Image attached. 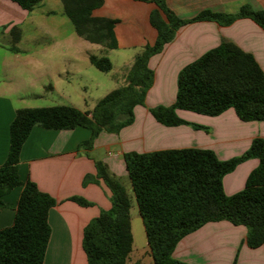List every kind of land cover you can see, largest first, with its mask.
<instances>
[{
    "label": "trees",
    "instance_id": "1",
    "mask_svg": "<svg viewBox=\"0 0 264 264\" xmlns=\"http://www.w3.org/2000/svg\"><path fill=\"white\" fill-rule=\"evenodd\" d=\"M32 11L44 0H13ZM64 13L75 32L85 40L105 48L118 47L116 19L98 16L94 11L104 0H61ZM157 5L150 16L158 36L147 45L128 73V84L102 97L92 110L83 111L72 105L21 107L10 125V149L0 166V200L22 185L14 222L0 229V264H46L45 255L51 236L48 216L57 200L39 189L31 180L19 175L22 148L34 126L47 129L92 130L91 138L81 145L90 147L103 132L119 133L135 121L136 105H146L155 73L150 58L171 42L182 26L204 20L230 25L238 18L253 19L264 29V9L243 5L237 13L203 10L191 19H182L168 7L166 0H153ZM12 50L20 40L18 27L11 29ZM89 60L103 72L112 69L108 56L89 55ZM234 108L243 121H264V71L254 55L236 43H221L182 68L178 74L177 95L171 105L149 108L154 118L166 126L191 125L207 127L181 118L177 110L218 116ZM257 158L258 166L247 177L245 187L228 195L224 177L239 164ZM132 189L143 219L150 254L154 264H190L176 259L174 250L189 233L212 221L226 220L247 227V243L252 248L264 245V138L255 137L241 155L221 160L207 148H174L151 152L124 153ZM97 177L112 192V206L102 211L84 228L83 247L88 264H127L133 248L131 199L126 188L97 163ZM96 180L92 175L85 183ZM80 204L90 202L74 197Z\"/></svg>",
    "mask_w": 264,
    "mask_h": 264
},
{
    "label": "crops",
    "instance_id": "2",
    "mask_svg": "<svg viewBox=\"0 0 264 264\" xmlns=\"http://www.w3.org/2000/svg\"><path fill=\"white\" fill-rule=\"evenodd\" d=\"M166 3L182 19H191L203 10L237 13L243 5H249L255 10L264 9V0H166ZM37 6L28 11L13 0H0V31L4 35H11L13 42L11 29L18 27L20 40L17 44L20 43ZM155 9L157 5L153 0H104L102 6L94 11L95 15L117 20L115 33L118 47L112 50L121 51L124 55L122 59H125L121 64L123 72L116 75L120 85L128 84V73L137 56L157 39L158 31L150 20ZM223 39L233 41L253 54L264 71V29L253 19L238 18L230 25L212 20L196 21L179 28L174 39L160 53L150 58L149 66L155 73L154 84L148 91L146 105L135 106L133 124L124 127L119 133L101 132L90 147L81 145L91 138L92 130L87 127L47 129L34 126L22 148L19 175L23 182H35L40 190L57 200L48 216L52 232L45 255L46 264H88L83 247L84 228L112 206L110 188L97 177L98 162L103 163L109 175L126 188L123 182V179L129 177L124 159L126 152L207 148L214 150L219 159L227 160L244 153L255 137L264 138V121H243L234 108L218 116L177 110L181 118L205 126L208 130L184 124L163 125L149 110L159 104H173L180 70L206 51L217 47ZM4 47L10 54H24L18 47L16 51L11 49L12 45ZM107 49L103 47L101 51ZM106 55L111 57L108 52ZM110 60L112 69L108 72L114 74L116 66ZM9 67L27 71L29 63L22 59L17 63H0V166L5 163L9 153L10 125L16 110L42 106L30 102L33 96L56 92L68 101L67 105L88 110L86 104L82 106L73 102L69 85L76 72H71L67 65L54 74L46 70L47 65H30V68L35 67L32 72L35 82H42L47 87L45 93L23 90V81L16 78L17 74L5 75ZM81 98L85 99V95ZM258 164L257 158H250L227 174L224 177L225 192L232 195L242 190L248 175ZM88 175L94 176L96 180L85 183ZM22 189V185L17 186L0 200V229L13 224ZM74 197H81L90 204H80ZM247 232L246 226L234 225L226 220L208 222L183 237L173 256L190 264H264V245L250 247ZM145 260L140 256L132 263L154 264L152 256L148 261Z\"/></svg>",
    "mask_w": 264,
    "mask_h": 264
},
{
    "label": "rangeland",
    "instance_id": "3",
    "mask_svg": "<svg viewBox=\"0 0 264 264\" xmlns=\"http://www.w3.org/2000/svg\"><path fill=\"white\" fill-rule=\"evenodd\" d=\"M8 45H13L11 35H4L0 31V63L4 61L6 63H17L21 59L29 63L27 71H17L14 67H9L5 71L6 76L17 74L16 78L22 79L20 82L23 81V85H21L23 90L45 93L44 89L47 87H44L42 82H35L32 74L35 67L30 68V65L34 66L36 63L47 65L46 70L52 74L64 68L65 65L70 68L71 72L75 71L76 74L72 75L71 84L69 85L70 94L75 104L82 106L86 104L88 110L95 107L105 92L123 87L116 80V75L119 76L123 72L121 71L122 60L124 59V57L122 59L123 53L117 49L101 51L104 46L93 44L79 36L75 32L73 23L64 13V5L61 0H44L37 6L26 30L24 29L21 42L16 45L24 54H10L4 47ZM24 50H27L28 53L26 54ZM107 52L116 66L114 74L99 70L89 60L90 54L101 57L107 56ZM26 82L28 85H25ZM83 94L85 99L81 98ZM29 100L32 103L41 104V107L68 104V101L56 92H46L44 96H33ZM123 182L131 198L132 233L134 238L133 248L127 262L133 264L132 262L140 256L148 261L151 256L149 255L146 232L129 177L123 179Z\"/></svg>",
    "mask_w": 264,
    "mask_h": 264
}]
</instances>
